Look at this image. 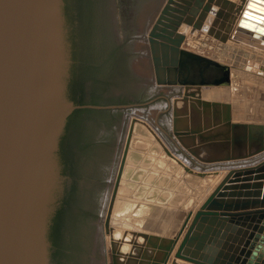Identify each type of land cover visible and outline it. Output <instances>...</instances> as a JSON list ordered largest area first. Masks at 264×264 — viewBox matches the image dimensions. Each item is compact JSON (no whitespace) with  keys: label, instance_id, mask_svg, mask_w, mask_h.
<instances>
[{"label":"water","instance_id":"obj_1","mask_svg":"<svg viewBox=\"0 0 264 264\" xmlns=\"http://www.w3.org/2000/svg\"><path fill=\"white\" fill-rule=\"evenodd\" d=\"M60 6L61 0H0V264H49L45 232L58 178L54 152L76 107L66 95L69 53ZM235 8L238 29L248 22L245 35L264 38V0H167L147 36L156 84L228 85L227 64L182 43L187 31L234 40L203 20L212 12L224 21ZM223 23L218 27L227 32ZM158 96L168 100L167 110L168 97ZM100 158L106 164L103 153ZM224 168L174 257L194 264H264V154Z\"/></svg>","mask_w":264,"mask_h":264},{"label":"rangeland","instance_id":"obj_2","mask_svg":"<svg viewBox=\"0 0 264 264\" xmlns=\"http://www.w3.org/2000/svg\"><path fill=\"white\" fill-rule=\"evenodd\" d=\"M114 2L131 39L136 78L129 85L122 83L119 99L125 104L157 97L125 105L105 128L104 174L112 171V193H99L95 210L103 208L99 231L108 261L194 264L174 257L194 211L228 170L224 166L264 154V38L257 32H250L255 38L246 36L244 30L222 42L198 36L203 31H187L183 46L227 64L230 83L187 89L159 85L147 36L167 0ZM207 16L216 27L223 23L212 12ZM232 19L229 14L223 26H230ZM158 95L168 97L167 110L168 100ZM121 236L130 243L121 246ZM143 242L159 255H151Z\"/></svg>","mask_w":264,"mask_h":264},{"label":"flooded vegetation","instance_id":"obj_3","mask_svg":"<svg viewBox=\"0 0 264 264\" xmlns=\"http://www.w3.org/2000/svg\"><path fill=\"white\" fill-rule=\"evenodd\" d=\"M60 7L69 53L66 95L76 107L54 152L58 178L46 223L47 258L49 264H109L99 233L103 208L96 212L95 200L112 186V171L104 174L100 156L105 128L125 107L122 83L136 81L134 53L114 0H61Z\"/></svg>","mask_w":264,"mask_h":264},{"label":"crops","instance_id":"obj_4","mask_svg":"<svg viewBox=\"0 0 264 264\" xmlns=\"http://www.w3.org/2000/svg\"><path fill=\"white\" fill-rule=\"evenodd\" d=\"M231 1H234L236 4H238L239 3V0H231ZM212 7H214L215 9H219V6H215V5H213ZM227 12V10H224V13H226ZM230 15H231V18H233L232 20H233V22L231 21V24H230V26H229V28H230V33H228V32H224V30H221V29H219L218 27H214V31L216 32V34H218V35H224L225 33L227 34H229V35H234V34H239V33H237L236 31L237 30H241V31H243L244 29L245 30H247V28L244 26H242L241 25V28L240 29H238L239 27H237V21H238V19H239V14L237 15V13H236V8L235 9H233L231 12H230ZM219 21L220 22H222L223 21V18H220L219 19ZM224 22V21H223ZM204 24H210L211 22H210V16H207L206 17V19L204 20V22H203ZM224 23H227V21L226 22H224ZM236 32V33H235ZM198 36H201V37H208V38H214L212 35H210L209 33H207V32H201L200 34H198ZM227 172V170H223L222 171V174L220 175L221 177H219L220 179L218 180V182L224 177V175H225V173ZM217 182V183H218Z\"/></svg>","mask_w":264,"mask_h":264},{"label":"bare ground","instance_id":"obj_5","mask_svg":"<svg viewBox=\"0 0 264 264\" xmlns=\"http://www.w3.org/2000/svg\"><path fill=\"white\" fill-rule=\"evenodd\" d=\"M241 23H242V25L245 26V27L248 26V25H251V24H249L248 22H245V21H241ZM251 27H253V26H251ZM246 28H247V27H246ZM180 30H181V28H180ZM185 30H186V29H185ZM244 30H245V29H244ZM244 30H243V31H244ZM198 32H199V31H198ZM198 32H197V33H198ZM236 32L239 33V34L243 33L241 30H237ZM236 32H235V33H236ZM197 33H195V34H197ZM247 33H248V32H247ZM249 33H250V32H249ZM258 33H259V32H258ZM250 34H251V33H250ZM190 35H192V34H190ZM251 36L254 37V38L256 37L255 34H253V35L251 34ZM186 37H187V34H186ZM185 39H186V38H185ZM182 47H184V46H183V43H182ZM184 48H186V47H184ZM186 49L191 50V49H189V48H186ZM192 51H194V50H192ZM195 52H196V51H195ZM198 53H199V52H198ZM203 55H204V54H203ZM187 87H191V88H193L194 86H185V89H187ZM176 137L179 138V136H176ZM181 138H182V137H181ZM181 138H180V139H181ZM183 139H184V137H183ZM215 169H216V168H215ZM210 170H211V169H210ZM217 177H218V176H217ZM220 177H221V176H220ZM219 179H220V178H219ZM215 180H217V179H215ZM111 190H112V189L109 190V193H108V194H111V193H112ZM202 197H203V196H202ZM105 198H107V197H105ZM202 199H203V198H202ZM132 204H133V203H132ZM127 209H129V206H127V207L125 208V210H127ZM131 232H132V231H131ZM138 239H140V238H138ZM138 239H137V240H138ZM119 242H120V245L124 247V246H126V244L130 243V240H129V239L125 240V238L121 236V237H119ZM143 243H144V246H145L147 249H149V252L152 253L151 255H159V252L157 251V249H154V248L152 249L151 246H149L146 242H143ZM105 249H107V248H105ZM106 253L108 254V257H109V253H108L107 251H106ZM119 262H121L122 264H125V262H123V260H120ZM107 263H108V262H107Z\"/></svg>","mask_w":264,"mask_h":264},{"label":"trees","instance_id":"obj_6","mask_svg":"<svg viewBox=\"0 0 264 264\" xmlns=\"http://www.w3.org/2000/svg\"><path fill=\"white\" fill-rule=\"evenodd\" d=\"M72 82H73V81H72ZM72 86H74V85H73V84L70 85L72 92H74V87H72ZM72 99L75 101V98H74L73 96H72Z\"/></svg>","mask_w":264,"mask_h":264}]
</instances>
